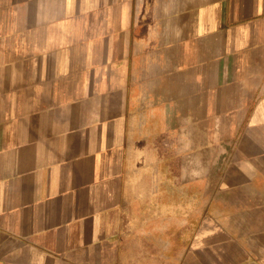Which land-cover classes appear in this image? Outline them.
<instances>
[{"label": "crops", "instance_id": "0c3cea01", "mask_svg": "<svg viewBox=\"0 0 264 264\" xmlns=\"http://www.w3.org/2000/svg\"><path fill=\"white\" fill-rule=\"evenodd\" d=\"M147 104L207 178L181 251L130 182ZM0 264H264V0H0Z\"/></svg>", "mask_w": 264, "mask_h": 264}, {"label": "flooded vegetation", "instance_id": "af4514ba", "mask_svg": "<svg viewBox=\"0 0 264 264\" xmlns=\"http://www.w3.org/2000/svg\"><path fill=\"white\" fill-rule=\"evenodd\" d=\"M182 131L152 104L132 111L127 148L130 182L147 216H181L186 224L174 234L173 251H181L199 220L207 198L205 175L198 173L193 149Z\"/></svg>", "mask_w": 264, "mask_h": 264}]
</instances>
